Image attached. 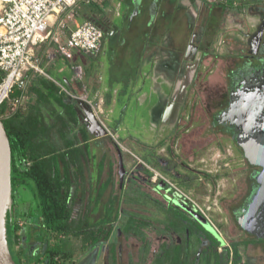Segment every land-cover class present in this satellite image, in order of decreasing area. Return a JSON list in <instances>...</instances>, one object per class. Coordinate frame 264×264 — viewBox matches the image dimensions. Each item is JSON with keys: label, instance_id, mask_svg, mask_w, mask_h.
<instances>
[{"label": "crops", "instance_id": "crops-1", "mask_svg": "<svg viewBox=\"0 0 264 264\" xmlns=\"http://www.w3.org/2000/svg\"><path fill=\"white\" fill-rule=\"evenodd\" d=\"M216 1L218 4L213 5L218 9L216 26L220 25V29L225 28L223 22L228 18L231 24L246 18L223 10L225 0ZM207 2L104 0L85 4L82 1L74 8L75 18L69 24L73 27L87 20L101 23L100 51L89 54L71 48L69 55H62L55 52L54 43L35 47L44 74L30 72L35 76L30 79L33 100L28 102V108L37 105L47 132L43 139L52 149L51 155L57 159L56 167L61 175L69 178L75 201L81 202L78 206L83 210L81 218L95 224L104 218L109 205L116 210L111 234H116L119 218L129 210L136 209L134 215L140 218L146 170L153 172L155 180L163 175L166 160L177 162L166 153L170 148L166 145L167 134L172 130L163 125L160 115H154L158 92L163 86L161 77L165 75L160 66L175 59L168 50L179 56L192 30L202 26L208 31L209 23L214 26L216 19L209 22L204 19L210 13ZM202 11L205 14L200 21L196 17ZM105 28H113L114 32L108 34ZM47 52H54L52 59L47 57ZM77 66L82 69L81 76L76 74ZM65 91L78 96L85 93L88 101L100 105L98 120L107 132L93 131L75 109L77 100ZM40 95L44 98L39 99ZM119 151L125 170L122 181ZM173 168L182 171L177 164ZM32 194L31 190L22 188L18 198L24 200L23 195H28L31 199ZM19 210L28 211L25 216L29 220L23 231L25 242L39 239L34 229L38 223L31 222L38 217L35 202L27 201ZM134 215L130 218H135ZM148 224L152 227V223Z\"/></svg>", "mask_w": 264, "mask_h": 264}, {"label": "flooded vegetation", "instance_id": "flooded-vegetation-1", "mask_svg": "<svg viewBox=\"0 0 264 264\" xmlns=\"http://www.w3.org/2000/svg\"><path fill=\"white\" fill-rule=\"evenodd\" d=\"M207 1L210 4V13L204 19L206 22L216 19L214 26L209 23L208 31L202 26L192 30L186 43L182 45L179 56L174 51L168 50L169 56L174 55L175 59L160 66L165 75L161 77L163 86L158 92L154 115H160L163 125L172 130L167 134L166 145L170 148L166 149V153H170L177 162L166 160L162 169L163 175L156 177L155 180L152 178L153 172L150 174V171L146 170L147 174L143 175L146 185L143 186L141 211H139L141 217L134 215L135 209L129 210L119 218L118 225L122 227H117L116 234H111L104 241L108 244L106 257L111 258L108 264H171L165 259L167 253L175 256L178 254V249H182L184 264H241L242 262V264H252L254 260L264 258V202L263 210L257 212V218L250 219L245 216L251 198L264 182L262 167L252 165L245 156L247 144L264 147V0H237L236 3L234 0H225L223 10L230 13L237 12L246 18L243 22L233 24L228 18L223 22L224 29H220V25L216 26L218 9L213 4L217 1ZM204 14L202 11L196 18L202 21L200 18ZM95 23L99 27L102 26L101 23L96 21ZM227 29L235 30L237 33ZM105 31L108 34L114 32L113 28H105ZM214 70L218 75L217 77L213 75L212 80H219L220 85L212 82L206 85L207 91L211 89L213 95L206 98L205 94V118L208 123L207 132H204L206 135L220 136L215 144L219 146L218 148L229 147L231 153L227 149L226 152L224 151L226 154L224 156L217 152L215 154L219 156L212 157L211 152H205L202 156L186 157V154H181L179 150H182L181 140L186 133L197 128L195 126L197 120L193 115L196 104L194 96L204 87L200 85V79L205 78L207 73H213ZM221 152L220 150L219 153ZM258 158L261 159V154ZM175 164L181 167L182 171H177L184 175L183 177L170 172V168L175 167ZM232 166L242 168L245 176H243L244 191L237 199L238 202L232 203L229 213L232 225L240 232L234 237L236 240L232 245H228L211 218L198 210L194 200L197 198L200 185L212 179L224 178V183L221 184L224 192L222 196L229 194L228 187L235 188V182L241 175L237 173L236 176H229ZM15 192L21 197V189ZM75 200L72 192L69 191L70 206L76 203ZM175 200L202 214L216 229L217 235L206 230ZM20 201L18 198L19 203ZM253 210L252 207L248 212ZM131 215L143 223L144 235L137 236L124 232L123 229ZM180 219L183 226L178 224ZM240 222L250 230L255 229V233L245 229ZM148 223L162 228L156 249L150 245L149 239L147 240L146 230L150 225ZM131 237L142 243L141 248L126 249V241ZM113 249L115 255L112 256Z\"/></svg>", "mask_w": 264, "mask_h": 264}, {"label": "trees", "instance_id": "trees-1", "mask_svg": "<svg viewBox=\"0 0 264 264\" xmlns=\"http://www.w3.org/2000/svg\"><path fill=\"white\" fill-rule=\"evenodd\" d=\"M52 89L56 90L54 86ZM17 94L19 91L16 89L13 95ZM38 98L44 97L40 95ZM3 108L0 109V116L3 117V124L10 141L13 191L27 188L33 193L31 201L35 202L38 217L31 222L38 223V228L34 229H37L39 240L44 244L45 251L41 259L45 264H64L65 261L71 260L73 254L63 247L65 237L69 238L71 234L80 237L84 249L107 240L113 230L111 223L116 216V210L112 204L109 205L104 218L95 224L89 223L85 218L72 217V206L68 202L70 180L61 175L57 169V159L51 155L52 149L43 139L47 132L37 105L30 106L26 111L7 115L4 114ZM22 204L25 203L21 200L20 209ZM27 212L21 210L20 216L26 215ZM178 224L183 226L181 219L178 220ZM142 226L143 223L135 218H129L123 230L127 234L140 236L143 234ZM22 232L23 227L11 213L8 221L10 247H14L19 242ZM177 252L175 256L167 253L165 259L171 264H184L182 249H178ZM113 255H115L114 249ZM15 258L17 264H21L20 255L16 253ZM39 258L34 257V264H39ZM58 259L64 262L59 263Z\"/></svg>", "mask_w": 264, "mask_h": 264}, {"label": "built area", "instance_id": "built-area-1", "mask_svg": "<svg viewBox=\"0 0 264 264\" xmlns=\"http://www.w3.org/2000/svg\"><path fill=\"white\" fill-rule=\"evenodd\" d=\"M82 1L93 4L104 0H0V109L4 107L5 115L28 108V73L44 74L36 46L54 43L55 52L62 55H69L71 48L89 54L100 50L103 31L94 21L73 27L69 24L75 18L74 8ZM46 55L52 59L54 52ZM76 74L81 76L80 66L76 67ZM16 89L19 94L13 95ZM71 97L85 101L98 114L101 106L88 101L85 93H72Z\"/></svg>", "mask_w": 264, "mask_h": 264}, {"label": "rangeland", "instance_id": "rangeland-1", "mask_svg": "<svg viewBox=\"0 0 264 264\" xmlns=\"http://www.w3.org/2000/svg\"><path fill=\"white\" fill-rule=\"evenodd\" d=\"M204 73L205 71L202 74L204 75ZM213 75L217 77L218 72L214 70L213 73H207V75H205V78L200 79L199 83L202 87L203 86L204 87L200 88L198 91L196 90L198 93L196 94V96H194V99L196 100V104L193 109L194 110L193 115L195 117V120H197V125H195L197 126V128L196 129L193 128L192 130L186 133V135L183 137V140H181L182 150H179L181 154L183 153L184 155L186 154L185 155L186 157L189 155L202 156L205 152H208V153L211 152L212 157H215V155H218V154L224 156L226 155L224 153L227 151V149H229L228 151L231 153V149L229 147L222 146L221 148H218L219 146L215 144V142L220 138V136H216L214 134L206 135L204 132L207 129L206 126L208 123L207 119L205 118L206 117L205 108H204L205 94H206V98L208 96L213 95V93H211V89L207 91L206 85L208 83L220 85L219 80H215V81L212 80ZM34 76L35 75L31 73L27 75V80H29V82L26 88L25 96L28 102H31V99L33 100V97L31 96V93H30L31 92L30 86L32 82L30 79ZM220 150L223 153L222 152L219 153ZM217 152L218 154H215ZM170 172H172L174 175H180L181 177L184 176L182 174H179L178 171L175 170L174 168H170ZM237 173H240L241 175L238 177V179L235 182V188L234 186L228 187L229 194L222 196V193H224L222 191L223 190L222 185L224 183V178L223 180H221V178L218 180L212 179V181H210L211 184L210 182L207 181L206 184H204L203 182L200 185V187L198 188V192H197V198L196 200H194L195 201L194 203H196L198 206L201 207V209L204 211V214H206L207 216L211 218V220L214 222L215 227H217L219 230V233L224 236L226 244L228 245H232V242L236 240V238L234 239V237L237 236L240 232L239 229H237L234 225H232V222L229 217V213L231 210L230 207H232L233 205L232 203L234 201H236L237 203L238 202L237 199L242 195V191H244L243 176H245V171L240 167L232 166L229 171V176L231 177L236 176ZM165 177L169 179L167 176ZM23 196L25 200L24 201L22 199L23 202L26 203L27 201L31 200L28 195H23ZM14 197H15V201H14ZM17 197H18L17 192L14 193L13 191L12 217L16 218V221H18V223L23 227V231H25L26 229L25 223L29 219H27L25 215L20 216L19 202H18ZM203 203H205V206H203ZM80 204H81L80 201L79 202L76 201V203L72 205V217L73 218H79L82 216L83 210L79 208ZM23 205L24 204H22V207ZM161 230H162L161 226L159 225L154 226L153 224H152V227H149V229L147 230L149 243L155 249L157 248L159 244L158 240L161 237L160 235ZM30 241L32 242L31 243L25 242L24 232H23L20 238V241L16 245H14L15 252L20 255L21 263L22 264H32L33 262L34 264L35 260L33 257L37 256V259H38L40 256L39 264H45V261L41 259L43 252L45 251L44 244H42V242L38 238L37 240L30 239ZM141 245L142 243L136 238L131 237L126 241L127 250H133V248L135 249L140 248ZM63 247H64V250L70 251V253H72L73 255H72L71 260H68L65 262L62 261L61 259L60 260L58 259L59 263L64 262V264H108L111 262V258L106 257V250L108 249L107 242H104L102 245L94 246L93 248L91 247V249L90 248L84 249V247L82 246V240L80 239V237H77L71 234L69 238L68 236L65 237ZM257 262L258 264L260 263L264 264V258L256 259L253 261L252 264H257Z\"/></svg>", "mask_w": 264, "mask_h": 264}, {"label": "water", "instance_id": "water-1", "mask_svg": "<svg viewBox=\"0 0 264 264\" xmlns=\"http://www.w3.org/2000/svg\"><path fill=\"white\" fill-rule=\"evenodd\" d=\"M96 105V104H95ZM75 109L80 114V118L83 117L86 122H88L89 127L97 132L98 134L106 133L107 130L104 129L101 122L98 120V116L95 115L93 109L89 104L82 100H77ZM259 148V150H258ZM246 158L252 165H260L262 167V176L264 179V147H254L251 144L246 145ZM261 154V159L258 158V155ZM119 156V165H120V177L122 181L124 170V165L122 163V154L121 151L118 152ZM255 160H252V158ZM175 202L189 212L206 230H208L213 235H217L216 229L206 219L202 214L188 208L183 203ZM264 202V182L258 192L251 198V203L248 210L254 208L252 212L246 211V215L250 219L257 218V212L263 210ZM12 204H13V184L11 178V147L10 141L7 136L4 124L3 117L0 116V264H17L16 262V252L14 247H10L9 244V234H8V221L12 213ZM255 220V219H253ZM242 224V222H240ZM245 229L247 228L242 224ZM248 229V228H247ZM250 230V229H248ZM252 233H255L254 230H250ZM258 234V233H257ZM22 264V263H21Z\"/></svg>", "mask_w": 264, "mask_h": 264}]
</instances>
